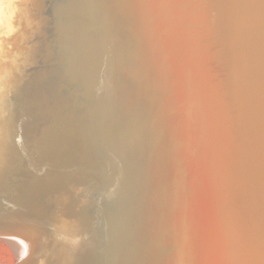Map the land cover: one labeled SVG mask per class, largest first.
Instances as JSON below:
<instances>
[{
  "label": "bare ground",
  "instance_id": "6f19581e",
  "mask_svg": "<svg viewBox=\"0 0 264 264\" xmlns=\"http://www.w3.org/2000/svg\"><path fill=\"white\" fill-rule=\"evenodd\" d=\"M0 236L264 264V0H0Z\"/></svg>",
  "mask_w": 264,
  "mask_h": 264
},
{
  "label": "rangeland",
  "instance_id": "374dc122",
  "mask_svg": "<svg viewBox=\"0 0 264 264\" xmlns=\"http://www.w3.org/2000/svg\"><path fill=\"white\" fill-rule=\"evenodd\" d=\"M22 245L0 236V264H12L20 255Z\"/></svg>",
  "mask_w": 264,
  "mask_h": 264
},
{
  "label": "water",
  "instance_id": "95a60500",
  "mask_svg": "<svg viewBox=\"0 0 264 264\" xmlns=\"http://www.w3.org/2000/svg\"><path fill=\"white\" fill-rule=\"evenodd\" d=\"M29 255L28 249L25 250L24 254L22 256L19 255L17 259L12 264H19L21 261H23L27 256Z\"/></svg>",
  "mask_w": 264,
  "mask_h": 264
}]
</instances>
